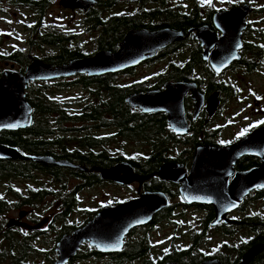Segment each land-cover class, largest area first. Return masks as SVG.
<instances>
[{"label": "flooded vegetation", "instance_id": "1", "mask_svg": "<svg viewBox=\"0 0 264 264\" xmlns=\"http://www.w3.org/2000/svg\"><path fill=\"white\" fill-rule=\"evenodd\" d=\"M32 1L20 7L38 16L40 37L32 38L30 33L26 43L48 46L55 52L59 44L74 47L73 41L80 35L72 27L44 25L42 16L56 3L65 12L83 16L86 21L83 30L91 35L90 39L94 38V43L99 38L106 39L103 19L126 17L135 23L117 37L122 38L116 42L114 51L98 50L96 45L92 52L78 47L86 53L84 57L97 51H117L129 31L178 32L180 38L154 56L114 73L77 74L33 83L60 89L75 83L89 92L93 85L85 87L79 81L81 76H87L98 81L111 79L129 89L140 82L146 87L130 94L162 91L168 82L180 83L186 131L176 133L170 128L164 111L142 113L126 103L131 114L160 115V128H151V139L121 137L112 119L100 120V114L104 115L100 113V107L105 106L102 104L93 109L94 119H32L31 123L45 126L34 128L35 135L26 134L30 125L17 130L21 138L36 141L37 152L19 150L24 155L47 156L66 165L23 160L20 162L30 164L20 167L18 175L1 179L0 199L5 206L2 214L13 212L0 226V241L4 240L7 246L4 257L7 264H10L8 255L12 254H21L27 264H55L57 243L62 237L84 227L104 207L146 193L162 198L160 207L148 221L131 227L121 246L100 249V240L97 245L87 240L80 243L64 264H242L246 253L257 245L262 246L261 251L247 264H264V187L256 184L243 193L250 182L241 183L247 173L264 168V139L256 136L264 128V124L258 123L264 120V0H94L86 10L64 8L62 0ZM95 14L100 16V24H87L88 17ZM46 56L40 59L44 61ZM29 59L21 66L0 55V75L8 69L24 73L25 67L39 58ZM158 63L160 66L150 72L151 82L118 81L140 67ZM73 104V107L71 103L58 106L69 116L84 114L87 108L97 106ZM244 129L248 131L240 136ZM4 132L8 130L0 131ZM155 132L161 134V143L153 140ZM119 139L136 143L143 150H136L137 146L134 151L112 147ZM241 143L243 151L237 149ZM227 148L235 150L220 152ZM121 163H126L125 171L131 169L138 178L124 185L100 177L101 170ZM164 165L175 168L160 175ZM117 177L123 178L125 174L120 172ZM105 185L126 194L100 203V199L92 197L100 196V188ZM192 187L193 191L189 189ZM230 204L237 205L224 213L217 212L216 206ZM186 214L192 216L187 221ZM10 219L18 224L7 228Z\"/></svg>", "mask_w": 264, "mask_h": 264}, {"label": "water", "instance_id": "2", "mask_svg": "<svg viewBox=\"0 0 264 264\" xmlns=\"http://www.w3.org/2000/svg\"><path fill=\"white\" fill-rule=\"evenodd\" d=\"M93 3L94 0L60 1V4L64 8H83L85 10L93 5ZM179 38L180 34L172 29H160L152 32L147 30L129 31L124 36L123 41L119 44L118 50L115 52L97 51L90 57L75 58L56 66L47 64L41 59H34L25 67L24 73H19L11 69L4 70L0 75V131H17L30 125L33 109L25 97L29 83L71 77L77 74L95 76L105 73H114L126 66L135 65L150 56H154L158 50L168 46ZM182 91L180 83L168 82L165 84V89L162 91L148 90L143 93H132L125 97L124 101L130 108H138L142 113L166 112L170 128H173L176 133H183L186 131V124L182 116ZM8 124H15L16 127L9 128L4 126ZM182 128L184 129L182 130ZM256 136L264 139V128L261 129ZM240 145H242V143L239 144L237 149L243 151ZM198 150L199 149L196 151ZM233 150L235 149L227 148L220 152L225 154ZM0 160H26L46 165H66L64 162H55L52 158L47 156L24 155L17 148L1 143ZM125 164L126 163H121L116 167L101 170L100 177L118 184L125 185L131 183L138 178V176L134 175L131 169L125 171ZM79 168L83 170V168ZM172 168H175V166L164 165L161 167L159 174L163 175V173ZM120 172H123L125 177H117ZM247 175L245 176L246 179H242L241 183L245 184L250 182V184L248 189L243 190V193L247 192L256 184L260 187H264V168H259L257 171L250 174L247 173ZM194 188L195 187L189 189L193 191ZM160 199L162 198H159L157 195H148V193H146L119 205L104 207L97 213L95 218L84 227L76 230L71 235L62 237L58 241V258L55 264H64L65 261L75 253L80 243L87 240H91L96 245L97 240H100V249L106 246H115L117 244L121 246L122 239L127 231L135 225L148 221L152 213L160 207ZM235 205L237 204L216 206V210L217 212L224 213L226 210L233 209ZM138 221L140 222L138 223ZM17 224L18 222L16 220L10 219L6 223V227L8 228ZM261 249L262 246L260 245L252 247L246 253L242 264L250 262ZM203 264L212 263L205 262Z\"/></svg>", "mask_w": 264, "mask_h": 264}, {"label": "trees", "instance_id": "3", "mask_svg": "<svg viewBox=\"0 0 264 264\" xmlns=\"http://www.w3.org/2000/svg\"><path fill=\"white\" fill-rule=\"evenodd\" d=\"M3 1L5 3L20 7L21 5L26 4L27 2L32 4V0H0V10L3 5ZM91 22L95 23V25L100 24V16L95 14L88 17L87 24L91 25ZM102 26L105 28L106 39L100 41L95 40V45L98 50H115L116 42L121 39L119 37L124 29L133 26L135 23L126 17H117L112 16L107 19H103L101 21ZM37 24L31 29V36L40 37L37 31ZM91 29V27H90ZM56 37V36H55ZM59 39V36L56 37ZM117 39V40H116ZM116 40V41H115ZM41 47L40 45L36 44ZM35 43L28 42L26 48L36 46ZM79 46L67 47L65 45L59 44L57 47V51L55 53L49 54L44 58V61L49 64H60L70 61L75 58H81L86 56V53L80 51ZM26 50L23 49H15L9 53H1L0 55L7 58L11 62H15L19 65L27 64L28 60H30L25 54ZM177 69V68H176ZM82 85L88 87L93 85L92 90H89V99H84L83 103H91L96 104L97 106L92 108H87L84 114L81 115H72L66 113V111L62 110L61 107L58 106L60 104L57 100H54L50 95L49 86L47 84H36L28 86L26 89L25 97L29 104L32 106V119H94L93 117V109L97 110L99 105H105L104 107H100V113L104 112V115L101 116L100 120L107 122L106 119H112L113 123L117 125L120 129L119 133L121 137H128L131 139H151L150 132L151 128L156 129L160 128L158 118L160 115H152V116H143L140 114H131L130 109L126 106L124 98L129 95L131 92L136 90H143L146 87L140 83H137L134 86H131V89L126 87V85H120L113 83L111 79L108 80H97V78H89L87 76H81L80 80ZM128 85V84H127ZM130 113V114H129ZM151 117V119H150ZM117 122V123H116ZM44 124L37 125L34 122L30 124V131L26 134L35 135L34 128L44 127ZM19 132L11 131L0 133V142L12 147L17 148L22 152H37L36 150V141L32 138L23 139L19 136ZM153 140L156 143H161L160 135L158 132H155ZM106 157V155H105ZM30 163H21L20 161H0V181L1 179H6L11 176L18 175V169L22 166L29 165ZM3 209H5L4 202L0 199V215L2 214ZM2 222H0L1 226ZM10 258V264H27L23 262L21 254H12L8 255Z\"/></svg>", "mask_w": 264, "mask_h": 264}, {"label": "rangeland", "instance_id": "4", "mask_svg": "<svg viewBox=\"0 0 264 264\" xmlns=\"http://www.w3.org/2000/svg\"><path fill=\"white\" fill-rule=\"evenodd\" d=\"M3 5L1 7L2 11H0V51L8 52L13 49H23L27 50L25 54H27L28 58H43L45 55H49L55 53V50L51 47H39L33 46L28 47L26 40L30 37L31 31L29 29L36 24L38 21V16L34 15L31 10L23 9L21 7H16L10 4L5 3L3 1ZM42 20L44 21V25L48 26V24L62 25L68 27H72V31L79 32L80 35L78 39L73 41V46H79L80 50L92 52L94 50L95 43L93 42L94 38L90 39L89 34L84 32V27L86 21H84L83 16L78 12L71 13L65 12L59 8L57 3L52 7V10L47 14L42 16ZM83 24V27L80 25ZM156 66H160V63L155 64L153 66H143L140 67L139 70L132 74L119 78L118 81L122 83H129L137 80H145L146 82L153 81L152 74L150 72L154 70ZM148 78V79H146ZM50 90V95L54 100H57L59 103H71L72 107L75 106L73 103L83 104L84 99H89V92L80 84L72 83L70 85L60 88H56L53 85H48ZM117 149L124 150H132L136 147V150H143V147L138 146L136 143L130 144L128 141H124L119 139L115 145H111ZM143 146V145H142ZM2 188L0 183V189ZM120 193L115 191L113 186L105 185L100 188V196H94L92 198L100 199V203H105L108 201L115 200L117 198H121L126 194L124 190H121ZM13 214L12 211L4 212L0 215V222L4 221V218L7 219L8 216ZM192 216L186 214V221L190 219ZM190 222L188 221L187 225ZM185 231L187 229L185 228ZM0 264H7L6 257V244L4 240L0 241Z\"/></svg>", "mask_w": 264, "mask_h": 264}, {"label": "snow or ice", "instance_id": "5", "mask_svg": "<svg viewBox=\"0 0 264 264\" xmlns=\"http://www.w3.org/2000/svg\"><path fill=\"white\" fill-rule=\"evenodd\" d=\"M208 2H210V0H208ZM237 47H239V46H237ZM258 123H262V124H264V120H262V121H259ZM5 127H9V128H14V127H16V125L15 124H8V125H4ZM250 127H255V125H250ZM248 131V129H244V130H242L240 133H239V135L240 136H243L246 132ZM140 221H138V223H139ZM119 245L117 244V245H115L114 247H118ZM167 251V250H166Z\"/></svg>", "mask_w": 264, "mask_h": 264}]
</instances>
